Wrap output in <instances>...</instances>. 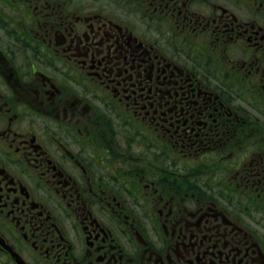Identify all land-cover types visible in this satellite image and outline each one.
Segmentation results:
<instances>
[{"label": "flooded vegetation", "instance_id": "flooded-vegetation-1", "mask_svg": "<svg viewBox=\"0 0 264 264\" xmlns=\"http://www.w3.org/2000/svg\"><path fill=\"white\" fill-rule=\"evenodd\" d=\"M264 0H0V264H264Z\"/></svg>", "mask_w": 264, "mask_h": 264}, {"label": "rangeland", "instance_id": "rangeland-1", "mask_svg": "<svg viewBox=\"0 0 264 264\" xmlns=\"http://www.w3.org/2000/svg\"><path fill=\"white\" fill-rule=\"evenodd\" d=\"M256 218H258L259 220H263L264 218L262 217V215H256Z\"/></svg>", "mask_w": 264, "mask_h": 264}]
</instances>
